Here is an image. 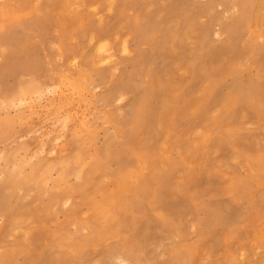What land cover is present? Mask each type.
<instances>
[{
  "label": "rangeland",
  "instance_id": "374dc122",
  "mask_svg": "<svg viewBox=\"0 0 264 264\" xmlns=\"http://www.w3.org/2000/svg\"><path fill=\"white\" fill-rule=\"evenodd\" d=\"M259 1L262 0H0V41L18 45L24 52L23 57L10 58L0 65V97L14 93L24 83L25 97L30 101L34 95L21 77L27 67L44 69L51 63L52 79L42 82L53 87L55 73L67 72L83 89L82 94L73 97L70 88H63L57 100L66 114L71 111L74 120H83L87 115L93 129L87 144L66 140L56 156L44 161L39 156L32 158L42 143H52L48 117L52 105H41L31 120L11 133L0 134V152L4 154L0 159V175L4 177L0 183V264H115L121 257L151 264L159 260L161 245L168 247L167 242L176 234L183 239L197 220L203 221V231L185 245L189 249L187 259L228 261L238 251H247L249 258L256 255L264 222V188L258 162L249 161L247 156L259 154L258 132L242 140L244 156L238 162L221 152L215 160L216 168L208 169L209 155H217L210 143L193 155L195 163L189 171L181 172L178 161L187 158L186 145L197 131L195 122L185 118V109L193 104L210 72L222 75L227 86L234 84L259 98L264 50L258 37L264 23V9L260 10L264 0L263 5ZM234 4L241 5V14L225 20L223 12ZM109 5L111 12L107 11ZM97 16L104 17L102 24ZM216 29L229 32L227 45L213 43ZM94 34L110 39L119 83L131 87L145 69L151 70L148 115L136 138L138 145L147 144L152 149L145 160H138L127 149L112 155L113 132L120 129L108 110L97 105L98 94L91 89L100 55L89 43ZM117 35L121 42L116 41ZM169 36L175 38L172 50L164 46ZM124 39L128 41L127 56L122 55L120 47ZM187 40L191 43H182ZM53 44L59 47L53 48ZM60 52L63 57L58 61ZM68 55L81 61L72 72L68 71ZM230 63H243L245 67L232 76L228 71ZM177 65H183L179 76L174 75ZM246 111L253 109L241 108L234 121H243ZM5 116L20 121L15 118V110L0 112V121H6ZM77 152L79 160L88 164L82 185L65 182L76 171ZM101 161L107 162L100 166ZM18 165L22 166V178ZM13 166L17 167L15 173ZM122 170L131 171L133 176L123 175ZM253 172L256 176L243 186L245 195L238 203L234 199L237 186L242 177ZM31 174L41 178L26 180ZM154 175L166 177L167 182L177 178L184 182L185 194L165 198L174 226L159 222L145 210L144 198L131 194L137 176H147L152 182ZM68 200L72 204L65 208ZM109 204L120 209L115 220L107 214ZM85 211L90 212L88 217ZM220 212L225 213L229 223L243 224L227 241L223 239V227L216 221ZM84 228L96 243L73 255L68 250L80 249L77 233H83ZM172 255L169 248L166 259ZM260 259L264 257H257Z\"/></svg>",
  "mask_w": 264,
  "mask_h": 264
},
{
  "label": "snow or ice",
  "instance_id": "6c2138e0",
  "mask_svg": "<svg viewBox=\"0 0 264 264\" xmlns=\"http://www.w3.org/2000/svg\"><path fill=\"white\" fill-rule=\"evenodd\" d=\"M96 12V8L92 9ZM107 11H112V6L107 7ZM241 14V5L234 4L227 11L223 12L225 20L230 17H236ZM97 19L102 24L104 21L103 16H97ZM3 31H6L4 29ZM117 42H121V36L115 37ZM229 41V32L227 30L221 32L220 29L215 30L213 37V43L217 46L227 45ZM191 43V40L182 41V43ZM34 43H38L35 41ZM89 43L92 45L95 52L100 55L97 57V63L94 70V82L91 84V89L98 95L95 97L98 106L108 110V115L119 126V132H113L114 148L112 155L115 153L127 149L129 152H133L138 160L147 159V154L152 151L149 145L143 146L136 143V138L145 126L146 118L149 109V86L152 79V73L150 69H145L141 73L140 77L135 83L129 87L128 85L119 83V77L116 75L117 68L115 64V57L110 51L112 45L110 39L105 37H97L95 34L92 36ZM175 43V38L169 36L164 41V46L168 50H172ZM258 43L262 50H264V23L260 25V35L258 37ZM53 48H58L56 44L52 45ZM122 49V55H128V41L124 39L120 44ZM24 56V52L16 45L13 46L9 43L0 41V65L8 62L10 58H21ZM63 52L57 55V60H61ZM67 60L70 61L69 72L76 69L81 61L74 59L72 55L67 56ZM183 65H177L176 73L174 75L179 76ZM245 65L243 63H230L228 65V71L232 76L238 75L243 71ZM53 68L51 63L45 64L44 69L35 67H27L25 74L21 77L22 81H27L28 88L31 93L38 97L44 96H56L61 93L63 88H70L73 97L81 95L83 89L68 76L67 72L55 73L53 83L55 86L49 87L42 81L52 79ZM262 91L257 99L255 94L247 89L232 86H227L228 82L219 73H209L199 90L196 92L193 104L186 107L185 118L195 122L194 138L189 140L186 149L188 152L187 158L178 161L180 164V171H189L195 163L193 155L200 151V148L207 143L214 146L217 155H209L207 168L214 170L216 168L215 160L219 158L218 153L227 152L230 155L232 161L238 162L244 151L242 148V140L247 136L249 139L259 135L260 151L258 156L255 153H251L247 156L249 161H255L259 164V179L261 181L262 188H264V72L261 73ZM22 83L14 93L7 94L0 97V112L10 111L11 109H18L23 107L27 101L23 99L27 94ZM135 89L134 92L132 89ZM215 101V103H213ZM249 106L253 111L245 112V119L243 121H234V115L241 110V108L247 109ZM169 106L166 104L165 109ZM202 121V122H201ZM26 121L20 120L17 123L14 119L7 121H0V134H6L13 132L18 126H22ZM54 127L58 128L59 133L53 138V147L47 151L52 156L56 155L57 149L66 140H71L74 144H87L92 136L93 129L88 123V117L85 115L83 120L78 117L74 120L71 114L65 115L64 118L58 120ZM48 149L46 144L41 145L38 149L36 156L32 159H36L38 156L44 155L45 150ZM3 152H0V159H3ZM78 160L77 169L73 175L66 178L73 184H84L87 178L85 169L88 168V164L79 160V152L75 153ZM107 161L98 162L100 166H103ZM17 167L13 166L12 172L15 173ZM123 175L132 177L131 171H123ZM211 174V172H210ZM21 178L23 174L20 173ZM256 173L253 172L251 176L242 177L240 183L237 186L234 199L239 203L245 193L243 192V186L250 184L255 178ZM166 177L154 175L152 182H149L147 176L136 178V183L139 182L142 185L143 192L146 194L144 203L147 211L151 215L158 219L159 222L165 225L174 226V217L170 211L167 210L165 198L170 195H183L186 192L183 180L177 178L174 182L170 179V182L165 180ZM4 177L0 175V183H2ZM47 187V184L44 185ZM72 204L71 200L66 201L65 208ZM246 204V201H245ZM87 211H85L86 214ZM264 214V207L261 209ZM217 224L223 227V239L225 241L232 239L235 233L243 227L241 221L229 223L226 219V215L220 212L216 215ZM195 224L191 226V231H195ZM260 245H264V222H262L259 233ZM173 241H181L179 234L174 236L173 240L167 242L169 247L173 246ZM163 249V246H160ZM257 251V248H255ZM259 251H264V247L259 248ZM142 255V253H140ZM247 251H238L234 257L228 261H224V264H242ZM96 264H101V261H97ZM104 264H111L110 261H105ZM115 264H141L138 259L117 258Z\"/></svg>",
  "mask_w": 264,
  "mask_h": 264
},
{
  "label": "clouds",
  "instance_id": "9594fccd",
  "mask_svg": "<svg viewBox=\"0 0 264 264\" xmlns=\"http://www.w3.org/2000/svg\"><path fill=\"white\" fill-rule=\"evenodd\" d=\"M57 94L56 96H44L42 99L34 96L30 101L27 100L26 97H23L27 103L18 109H11L16 111V119L17 120H31L34 115H36L40 109V106L47 103L52 105V108L48 112V117L51 120L52 124V132L50 133L49 139L52 141L50 145H47L48 147H53V138L59 133L58 128L54 127V124L64 118L65 115L73 114L69 110L68 113L66 114L65 112V107L61 104H59V101L57 100ZM243 108V107H242ZM31 109V111H30ZM4 120H9L11 117L5 116L3 117ZM26 138V137H25ZM66 142V141H65ZM52 156L50 153L47 155H41L39 156L41 161H44L47 159V157ZM56 156V155H55ZM54 157V156H53ZM35 160V159H33ZM20 173H23L22 166L18 165ZM77 169V165H76ZM131 194L133 196L139 195L145 199L146 194L143 192L142 185L137 182L136 184L131 186ZM107 214L110 216L113 220L117 219V215L120 212V209L116 207L114 204H109L107 205ZM90 215V212L84 213L85 217H88ZM195 231H190L185 234V237L181 239V241L176 242L173 241V246L172 247H164L163 246V251L159 257V260L151 262V264H224L223 260H213V259H204V260H196L192 261L187 259L186 257L189 254V249L185 247V245L192 241L194 242L195 238L198 237L201 231H203V221L197 220L195 222ZM77 235L80 237V239L77 241L81 245L80 249H69L73 255L76 254V251L83 250L86 247L89 246H94L96 241L93 239V236L89 234L88 229L84 228L83 233H77ZM264 247V245H258L257 246V251L256 255L249 258L248 254L245 256V259L242 261V264H264V259L257 260V257H264V251H259V248ZM169 248L173 250V255L172 258L166 259V256L168 254ZM63 250V248H62ZM158 251H160L158 249ZM135 261V260H133Z\"/></svg>",
  "mask_w": 264,
  "mask_h": 264
},
{
  "label": "bare ground",
  "instance_id": "6f19581e",
  "mask_svg": "<svg viewBox=\"0 0 264 264\" xmlns=\"http://www.w3.org/2000/svg\"><path fill=\"white\" fill-rule=\"evenodd\" d=\"M250 1V0H249ZM263 1V0H262ZM262 1H259L260 3H262ZM264 2V1H263ZM258 5H261V4H258ZM258 5L256 6V7H258ZM262 5H263V3H262ZM264 8H261L260 10H263ZM259 11V10H258ZM255 12H257V11H255ZM260 12H262V11H260ZM256 14V13H255ZM259 14V13H258ZM256 16V15H255ZM162 34V33H161ZM160 36V35H159ZM164 36V35H163ZM201 44V43H200ZM223 51V50H222ZM232 52V51H231ZM39 142V141H38ZM37 146V145H36ZM120 162V161H119ZM121 162H123V161H121ZM66 170H67V166H64L63 168H62V173L63 174H65V172H66ZM38 178H41V176H37L36 174H31V175H29V176H27L25 179L26 180H36V179H38ZM63 187L64 188H62L64 191H66L67 190V187L65 186V185H63ZM220 207V206H219Z\"/></svg>",
  "mask_w": 264,
  "mask_h": 264
}]
</instances>
